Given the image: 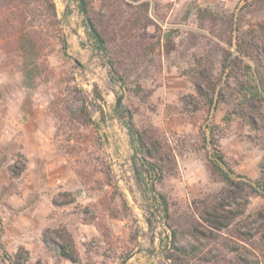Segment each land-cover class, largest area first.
<instances>
[{
	"label": "rangeland",
	"instance_id": "374dc122",
	"mask_svg": "<svg viewBox=\"0 0 264 264\" xmlns=\"http://www.w3.org/2000/svg\"><path fill=\"white\" fill-rule=\"evenodd\" d=\"M88 1L106 12L102 0ZM149 1L152 20L138 30L137 39L158 40L159 47L148 72L130 91L111 76L78 0H55L66 48L56 43L48 80L24 86L18 58L6 56L0 46V235L11 255L20 246L29 249V264H74L57 259L42 242L44 230L62 227L75 241L79 264H170L166 248L171 232L146 184L130 121L137 127L152 124L180 142L179 175L158 186L177 204L172 206L177 217L194 201L224 192L208 158L214 123L219 125V148L236 172L233 178L253 187L264 183V101L252 71L264 51V0ZM210 12L239 16L234 28L241 27L243 35L253 33L260 45L253 60L239 55L235 45L214 38ZM225 28L219 22L213 29L222 34ZM200 58L219 84L213 105L190 117L181 111L192 110L187 104L195 94L191 69ZM84 107L92 121L88 125L83 123ZM22 168L20 176L11 175V170ZM234 191L235 211L248 200L237 227L256 234L262 221L249 215L264 210V195L258 188ZM148 210L155 214L152 227ZM240 245L244 256L264 264V251L247 242ZM214 255L220 253L214 250ZM0 264H8L1 251Z\"/></svg>",
	"mask_w": 264,
	"mask_h": 264
},
{
	"label": "trees",
	"instance_id": "16d2710c",
	"mask_svg": "<svg viewBox=\"0 0 264 264\" xmlns=\"http://www.w3.org/2000/svg\"><path fill=\"white\" fill-rule=\"evenodd\" d=\"M102 2L103 8L106 9L104 13L92 7L88 0H83L82 13L89 29L92 27L96 32L95 36L91 32L90 35L98 51L107 58L111 76L130 91L132 83L148 72L147 64L154 62L159 47L158 40L137 39L138 30L152 20V4L149 0H102ZM210 14L213 23L210 32L214 38L230 46L235 45L239 55L253 60L254 53L260 49V45L255 43L256 37L253 33L243 35L241 27L234 28L236 20L240 24L239 16L236 19L235 14L223 16L212 12ZM219 22L226 26L222 34L215 33L213 29ZM61 30L62 23L55 0H0V46L6 56L18 58L23 84L28 88L36 87L41 81L48 80L49 57L54 52L56 43H60L63 50L66 48ZM261 30L264 32L263 25ZM261 52L258 67L252 71L258 81L259 98L264 101V64H260L264 51ZM227 66L224 64L223 72ZM191 71L194 73L195 94L187 104L192 106V110L181 111L190 117L205 105H213L219 84L203 58L196 60V67ZM95 92L98 98H102L98 89H95ZM86 110L84 107L81 111L82 117L86 119L83 123L88 125L92 121L88 119ZM128 124L137 144V151L143 160L149 192L157 201L171 232L166 248V259L170 264H255L251 258L244 256L240 242H247L251 248H260L264 251V210L249 215L250 218H257L256 221H262L257 233L253 234L251 230L244 233L235 222L246 213L248 200L240 210L235 211L232 206L238 197L235 189L258 188L264 195V183L258 181L256 187H253L245 181H236L233 178L236 175L234 167L219 148L216 133L219 125L214 123L210 126L209 141L213 150L208 158L212 175L220 178L225 185L224 192L218 197L194 201L187 207V212L183 216L177 217L172 207L177 204L171 203L167 195L159 191L158 186L167 179L179 175L177 158L183 154V150L179 149L180 142L174 143L152 124L147 127H137L133 121ZM199 133L206 147L208 137L203 127ZM23 170L24 168L13 169L11 175L18 177ZM225 232L228 236H225ZM186 236L191 240H187ZM229 236L238 242H232ZM42 242L57 259L74 264L81 262L75 241L66 228L44 230ZM214 250L219 252L220 256L214 255ZM0 251L5 263L29 264L30 252L20 246L18 251L11 255L2 243L1 235ZM248 254H253V251H249ZM228 255L230 257H227Z\"/></svg>",
	"mask_w": 264,
	"mask_h": 264
},
{
	"label": "water",
	"instance_id": "95a60500",
	"mask_svg": "<svg viewBox=\"0 0 264 264\" xmlns=\"http://www.w3.org/2000/svg\"><path fill=\"white\" fill-rule=\"evenodd\" d=\"M78 6H79V10H80V12H83V9H84V4H83V0H78ZM90 31H91V33H92V35L93 36H95L96 35V32H95V30L92 28V27H90ZM98 42L100 43V41L98 40ZM101 45V44H100ZM122 100H123V97H120L119 99H118V101H117V107H120V104L122 103ZM131 119V118H130ZM130 123H131V121H130ZM138 179H139V175H138ZM148 213H149V218L147 219V221H148V225H149V227H152V224H153V222L155 221V214L151 211V210H148Z\"/></svg>",
	"mask_w": 264,
	"mask_h": 264
},
{
	"label": "crops",
	"instance_id": "0c3cea01",
	"mask_svg": "<svg viewBox=\"0 0 264 264\" xmlns=\"http://www.w3.org/2000/svg\"><path fill=\"white\" fill-rule=\"evenodd\" d=\"M154 1L164 2V0H154ZM1 53H2V51H0V55H1ZM27 250H29V249H27Z\"/></svg>",
	"mask_w": 264,
	"mask_h": 264
}]
</instances>
